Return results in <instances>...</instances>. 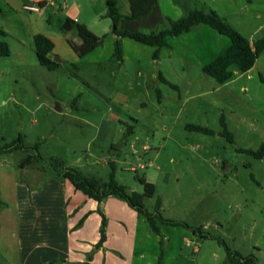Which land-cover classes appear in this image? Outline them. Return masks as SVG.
Here are the masks:
<instances>
[{
  "label": "rangeland",
  "instance_id": "1",
  "mask_svg": "<svg viewBox=\"0 0 264 264\" xmlns=\"http://www.w3.org/2000/svg\"><path fill=\"white\" fill-rule=\"evenodd\" d=\"M29 3L0 0V39L10 47L0 56V147L19 134L30 147L0 154V264H13L9 256L17 251L6 221L16 177L35 187L54 173L43 163L55 158L105 181L114 160L115 179L128 192L145 190L140 178L154 184L153 196L144 199L148 211L159 208L163 218L188 224L159 220L156 233L141 215L144 256L137 264H235L220 239L264 264V156L249 151L264 142V51L246 72L231 65L233 76L220 83L202 67L231 40L206 23L167 36L154 58L155 46L111 33L106 0H53L40 12L26 10ZM131 4L119 0L123 13L135 12ZM159 6L163 21L142 31L168 28L203 8L251 44L264 36V0H159ZM36 33L64 42L61 56L54 55L56 69L39 63ZM87 35H105L104 42L88 50ZM117 41L122 61L114 56ZM36 151L43 161L22 166Z\"/></svg>",
  "mask_w": 264,
  "mask_h": 264
},
{
  "label": "crops",
  "instance_id": "2",
  "mask_svg": "<svg viewBox=\"0 0 264 264\" xmlns=\"http://www.w3.org/2000/svg\"><path fill=\"white\" fill-rule=\"evenodd\" d=\"M48 37L54 42L52 56H61L62 39ZM15 183L16 197L6 219L17 249L9 256L13 264H137L144 256L138 250L143 217L122 197L97 201L53 172L45 173L33 189L17 177ZM103 216L106 237L97 246Z\"/></svg>",
  "mask_w": 264,
  "mask_h": 264
},
{
  "label": "trees",
  "instance_id": "3",
  "mask_svg": "<svg viewBox=\"0 0 264 264\" xmlns=\"http://www.w3.org/2000/svg\"><path fill=\"white\" fill-rule=\"evenodd\" d=\"M131 1L132 5L135 7V12L133 14H126L121 11L119 0H106L107 11L105 15L112 21L111 33L119 37H129L140 43L155 46L156 50L154 51V58L158 57L160 48L167 45V36L179 35L183 32H187L194 25L199 23H206L216 29L219 33L227 35L230 38L231 43L226 51L202 67L204 73L212 76L220 83L227 81L233 76L234 71L230 68L231 65H235L241 72H246L254 66L257 57L264 51V36L256 39L251 44L247 37L226 23L213 9L208 11L203 8L190 9L184 16L176 20H171L168 28L151 30L148 33L144 32L140 28H154L158 23L163 21L159 0ZM0 33L3 34L4 32L0 30ZM87 36L88 39L83 43H85V48L88 50H93L100 46L105 38V35L100 38H94L89 35ZM34 46L38 61L42 66H45L50 70L59 67L60 62L52 57L54 42L47 35L36 33L34 35ZM9 54L10 47L8 42L0 39V56ZM114 56L119 61L123 60V49L121 47V42L119 41L116 43ZM263 79L264 78L262 77V80ZM163 80L165 79L163 78ZM221 122L224 126L223 134L227 135L228 139L232 141L233 136L231 132L227 130V123L225 122L224 116L221 117ZM187 128L211 132L209 128L196 124H189L187 125ZM23 139V135L19 134L15 140L0 147V154L13 152L15 150H28L30 147L24 144ZM38 146L39 144L35 143L32 148L38 149ZM249 151L252 152L255 157L262 158L264 156V142L260 145L257 151ZM42 159V155L36 151L35 155H29L26 157L21 165L24 166V163L28 164L31 163V161L34 162L36 160L43 161ZM46 163L48 165L43 163V167H50L57 177L68 179L77 190L82 191L92 199L100 201L104 197L111 195L122 197L131 208L146 217L152 230L156 233H159V220L166 223L188 226V224L183 222H176L174 220L163 218L158 207L155 212L148 211L144 205V199L145 197L153 196L155 192L154 184L147 181L145 178H140V182L144 185L145 190L142 193L136 191L128 192L126 186L118 183L115 179L116 168L114 160L109 161L111 171L107 181L96 176L85 175L77 168L66 166L65 161L61 158H55ZM105 224L106 220L103 216L100 228L101 238L97 246L102 245L105 240ZM194 232H200V230L195 229ZM220 241L225 245L228 257L233 263L256 264V257L254 255L243 256L239 251L228 247L223 239H220Z\"/></svg>",
  "mask_w": 264,
  "mask_h": 264
},
{
  "label": "built area",
  "instance_id": "4",
  "mask_svg": "<svg viewBox=\"0 0 264 264\" xmlns=\"http://www.w3.org/2000/svg\"><path fill=\"white\" fill-rule=\"evenodd\" d=\"M31 3L26 4L24 8L28 11L40 12L43 7L53 4V0H30ZM43 4V5H42Z\"/></svg>",
  "mask_w": 264,
  "mask_h": 264
}]
</instances>
